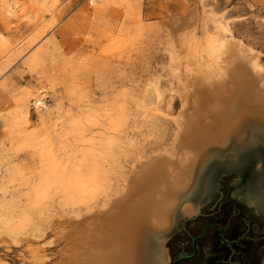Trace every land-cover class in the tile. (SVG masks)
I'll list each match as a JSON object with an SVG mask.
<instances>
[{
    "label": "rangeland",
    "instance_id": "obj_1",
    "mask_svg": "<svg viewBox=\"0 0 264 264\" xmlns=\"http://www.w3.org/2000/svg\"><path fill=\"white\" fill-rule=\"evenodd\" d=\"M183 17L198 27L176 28L175 37L226 35L264 67V0H0V264H63L61 224L105 209L138 158L170 145L181 104L167 20ZM258 147L264 138L248 134L214 149L196 194L180 201L193 207L186 216L199 215L183 226L179 204L169 231L148 238L145 259L149 251L155 259L145 264L191 253L190 235L231 215L264 234L251 210L252 196H264ZM238 184L246 187L243 206ZM214 235L181 264L251 263L255 251L248 257L237 247L230 255Z\"/></svg>",
    "mask_w": 264,
    "mask_h": 264
},
{
    "label": "bare ground",
    "instance_id": "obj_2",
    "mask_svg": "<svg viewBox=\"0 0 264 264\" xmlns=\"http://www.w3.org/2000/svg\"><path fill=\"white\" fill-rule=\"evenodd\" d=\"M167 23L166 50L174 62L181 104L172 117V142L138 158L123 191L105 209L61 221L57 237L64 241L63 264H145L148 238L169 230L181 199L192 191L214 149L234 146L248 134L264 138V67L257 53L226 35L201 41L186 30L175 37L183 25L195 30L196 18ZM223 26L222 32L228 33ZM180 210L190 215L193 207L184 203Z\"/></svg>",
    "mask_w": 264,
    "mask_h": 264
},
{
    "label": "flooded vegetation",
    "instance_id": "obj_3",
    "mask_svg": "<svg viewBox=\"0 0 264 264\" xmlns=\"http://www.w3.org/2000/svg\"><path fill=\"white\" fill-rule=\"evenodd\" d=\"M244 173L245 174H242V181H244L247 177L250 176L249 175L250 171L248 167L245 168ZM240 185L241 184L236 185L237 199L239 200L240 205L243 206L244 204L243 202H245L244 199L246 198V197L244 198L245 196L244 190L246 187L245 186L240 187ZM260 187L264 188V184L260 185ZM252 197L254 198V201L252 203L251 210L254 213L257 220L259 221L258 226L256 227L260 231L264 232V196L260 197L257 195H253ZM211 223H218L224 228L222 237L226 239L227 241L231 242V244H227L226 242L221 240V231L216 227L209 228L206 231L205 235L200 240H198V243H200L201 240L206 238V236L213 230L215 231L214 236H215L216 245L219 249L221 250L226 249L229 252V254L232 255L235 252V248L238 247L240 248L239 252L244 253V255L248 257L252 251H255L254 254L251 255L252 259H251L250 264H255V262L257 264L258 261L260 262V260L263 259L264 257V234H260L259 236H254V234H251L250 233V229H251L250 222H247L244 218L238 222V220H235L234 218H232V215H231L226 218V221H222V223L220 222H211ZM216 263L223 264V259L222 258L217 259Z\"/></svg>",
    "mask_w": 264,
    "mask_h": 264
},
{
    "label": "water",
    "instance_id": "obj_4",
    "mask_svg": "<svg viewBox=\"0 0 264 264\" xmlns=\"http://www.w3.org/2000/svg\"><path fill=\"white\" fill-rule=\"evenodd\" d=\"M254 150H256V154H258V155H260V156H262V158L264 157V149H261V148H254ZM259 150V151H258ZM254 160H256V158L254 159ZM208 162H210V160L208 161ZM207 162V163H208ZM251 167V166H250ZM207 168V167H206ZM206 168H205V166H204V168H202L201 169V171H200V174H198L197 176H198V179H197V181L196 180H194V185L192 186L193 188H192V192H191V194L193 195V194H196V192H197V186L199 185V183L202 181V177H203V172L206 170ZM253 172H251L252 173V177H254V176H257L258 174H259V169L257 168V169H255L256 167H254L253 166ZM195 179H196V177H195ZM208 198H209V196H208ZM178 213H176V215H177ZM179 215H181V216H183L184 218H183V226H184V223L187 221V220H191V219H193V218H195L197 215H199V212H195L192 216H186V215H183V214H179ZM211 227H216V228H218L220 231H221V240L222 241H224V242H226L227 244H231V242H229V241H227L226 239H224L222 236H223V232H224V228L220 225V224H218V223H209V224H206L204 227H203V229H202V231L199 233V234H197V235H195V236H191L190 235V238H191V244H192V252L191 253H189V254H180V255H178L176 258H174L172 261H171V264H181L182 262H184V261H187V260H191V259H194V258H196L197 257V255L199 254V245H198V240H200L204 235H205V233H206V231L209 229V228H211ZM184 228V227H183ZM169 230H167L166 231V233L168 232ZM153 241H154V239H153ZM155 242H156V240H155ZM155 242H151L150 243V246H151V250H154L155 251V253H156V251H157V248L156 249H153L154 247H152L153 245H155L154 243ZM164 255H161V257H160V259H159V261L161 262V263H163L164 261H165V259H164V257H163ZM150 259H153V261H154V259H155V256L153 255V251H149V253H148V258L147 259H144V260H146V261H148V262H151L150 261Z\"/></svg>",
    "mask_w": 264,
    "mask_h": 264
},
{
    "label": "trees",
    "instance_id": "obj_5",
    "mask_svg": "<svg viewBox=\"0 0 264 264\" xmlns=\"http://www.w3.org/2000/svg\"><path fill=\"white\" fill-rule=\"evenodd\" d=\"M220 223H222V222H220ZM176 257H177V256H176ZM176 257H175V258H176Z\"/></svg>",
    "mask_w": 264,
    "mask_h": 264
}]
</instances>
